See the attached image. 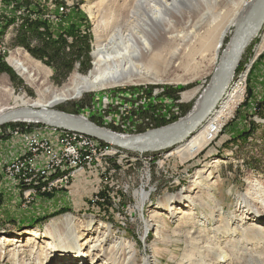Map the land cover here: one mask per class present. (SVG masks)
I'll return each instance as SVG.
<instances>
[{"label":"rangeland","instance_id":"1","mask_svg":"<svg viewBox=\"0 0 264 264\" xmlns=\"http://www.w3.org/2000/svg\"><path fill=\"white\" fill-rule=\"evenodd\" d=\"M132 4L133 0H0V63H5L7 68L0 72V80L10 84L15 95L39 96L36 85H31L9 62L8 58L16 51L28 54L43 66L45 71L41 76L46 73L48 82L57 88L67 85L76 72L87 74L93 67L94 52L99 45L95 24L100 23L102 30L108 27L110 36L119 32L126 34L124 31L128 28L133 33H142L141 17L128 16V7ZM210 7H213L211 15L215 20L210 28L225 21L232 8L231 4L226 9L212 4ZM205 9L206 5H201L200 11L193 13L192 21L198 20ZM172 22L183 28L182 18H172ZM207 27L208 19L202 31ZM233 33L234 28L231 27L224 48ZM263 39L264 27L246 48L235 70L232 83L241 81L242 96L231 115L218 128L216 136L189 157L191 160L182 163L179 155L166 156L171 147L139 153L126 150L130 153L125 156L127 158L116 154L109 159L92 160L85 170L69 177L67 186L33 190L28 194L31 187L17 182L15 185L23 187L17 191L13 189L9 196L4 195V188L10 185V181L1 176L0 235L15 237L13 234L16 233L20 238L18 249L22 253L15 255L16 248L12 244L8 245L10 250L0 248V264H58L51 262L54 257L48 246L49 243L62 244L61 237L71 241L70 232H66L68 225H56L68 214L77 219L79 234L84 233L78 238L81 244L89 234L95 239L101 237V233H91L98 229L99 224L107 223L114 230L111 241L102 243L107 252L99 258L98 264H144L143 258L148 254L156 257V264H173L171 259L178 264H189L203 257L208 261L212 255L216 256L211 260L215 263L219 256L221 259L225 254L227 256L221 259L222 263L215 264H264V247L260 248L252 239L257 237L253 232L258 225L249 218L245 219L243 211L232 213L246 203L243 193L255 194L251 186L256 181L264 190V49L259 52ZM197 45L199 47V43L194 41L185 43L178 49L175 61L170 62L171 57L163 58L158 54L154 61L146 62L154 74L153 78L158 80L142 76L128 84L105 85L83 92L77 98H69L49 107V110L82 115L90 123L120 133L141 134L151 129L166 128L191 112L200 94L211 84L220 64L218 59L202 57ZM52 48L58 50L59 58L53 56ZM36 49L47 51L45 60L34 56L33 50ZM5 93L0 90V104L8 97ZM46 124L15 120L0 125V168L8 167L11 160L24 150L23 133L35 130L44 136L48 134L47 137H57L52 130L58 127H46ZM250 130L248 137L241 136ZM137 156L140 158L134 159ZM219 157L226 163L212 170L214 199L208 200V204L197 205L195 218L191 219L194 224L179 228V219L166 217L169 214L162 207L166 215L154 220V228L157 225L158 229L161 227V236H155V229L143 236L144 217H149L159 199L166 193H196V189H185L190 184L187 181L196 177L199 171L208 169L207 163H213ZM12 187L10 185L9 189ZM142 189L150 192L151 198L140 212L136 208L137 190ZM60 197L67 206L58 201ZM214 205L224 209L227 215H219L214 211ZM211 211L219 220L205 218ZM88 222L97 224L92 231H82ZM47 224L60 231L51 236L45 231ZM249 227L250 232L245 230ZM131 244L135 251L129 259ZM259 250L262 254L258 253ZM188 255L192 259L186 261ZM249 255H256L253 257H259L261 263L250 262ZM82 258L85 260V256L80 260ZM87 264L97 263L90 261Z\"/></svg>","mask_w":264,"mask_h":264},{"label":"bare ground","instance_id":"2","mask_svg":"<svg viewBox=\"0 0 264 264\" xmlns=\"http://www.w3.org/2000/svg\"><path fill=\"white\" fill-rule=\"evenodd\" d=\"M258 2L259 0H133V4L128 7V16L129 18H132L135 15L141 17L144 25L142 33H133L130 31V28H128L126 31H124L126 34L119 32L117 35L110 36V34L108 33V27L103 26L104 29L102 30L100 23L95 24L94 31L99 45L97 50L94 52L95 60L93 62L92 69L87 74H82L79 72L74 73L71 76L69 83L61 88L52 86L48 82L46 73L44 76H41V73L45 71V68L43 66L32 60L28 54L16 51L15 54L11 55L8 58L9 62L12 64V66H14L16 72L23 76L29 83H31V85H36L37 90L39 91V96L37 98H31L26 97L25 94L15 95L13 91L14 88L10 84L5 83L1 78L2 80H0V90L5 91V94L8 95V97L3 103L0 104V118L6 114L18 110L54 111L49 110V107H53L58 103H62L69 98H77L83 92L95 90L105 85L128 84L138 78H142V76L150 77L149 79L152 81L158 80L157 78H153L154 74L151 72V68L146 62L154 61L155 56H157L158 54H161L163 58L171 57L170 62L175 61V58L179 54L178 49L183 48L185 43L193 41L199 43V47L198 45L196 47H198L200 55L202 57L208 56L210 59L220 60V64L215 74L216 76L223 64L229 58L230 53L236 47L243 31L245 30L248 22L251 19L253 11L255 10ZM203 4L206 5V9L201 12L198 20L192 21L193 13L197 11L199 12L200 7ZM210 4L214 6L219 5L221 6V8L225 7V9L230 4L232 6L226 20L220 23V25L216 26L215 28H210V26L213 25L215 21L214 16L211 15L213 7H210ZM94 7L95 6H93V8ZM206 12L208 13V15ZM210 17L212 18V20H210ZM172 18H182L183 28L180 29L177 26V23L174 24L172 22ZM207 19L208 27L203 32L202 30L206 27ZM130 27H132V25ZM231 27L234 28V33L227 46L224 48L223 46L226 42L227 33ZM263 27L264 19L263 22L258 25L248 36L241 51L240 58L230 70L222 96L219 98L211 114L209 116L207 115V117L203 119L201 124L192 132L187 133L182 141L171 147V150H167L166 156L179 155L180 162L184 163L191 160L189 159V157H192L193 154L198 153L203 147L207 145L210 140L213 139V137L216 136L218 128L221 127V124H223L224 120L231 115L234 107L236 106V103L240 99V96H242V89L240 88L241 81L239 80V82L237 83H232V81H234L235 70L246 48L250 45L254 37H257L259 35ZM263 49L264 39L260 44L259 52L263 51ZM213 85L214 81L212 80L211 84L202 92V94H200L189 114L181 118L179 121L168 125L166 128L151 129L148 132L141 134H129L120 132L115 133L121 139L133 141L134 144H132L131 146L124 147L119 144H115L111 140H106L105 138L100 139L92 137L85 133L83 134L90 136L92 137V139L102 143L103 148L108 147L112 149V152L122 151L124 156H128L130 154L129 151L127 152L126 150H134L136 153L148 150L158 151L160 149H156L154 146L148 144L147 142H139V140L153 136L158 132L167 134L175 132L198 118L208 107L212 95ZM57 113H59V111H57ZM63 113L68 115V112L63 111ZM68 116L67 117L69 119H72L73 121L79 122L81 124L91 125L90 121L85 116H78L77 114L70 113ZM38 119L39 118L30 117L28 115H19L14 117L11 121L22 120L35 122ZM47 126L54 127L51 123L46 124V127ZM56 127H58L56 128L57 131H59L60 129L63 131H74L68 128H60L59 126ZM28 136V132L23 133L25 147L27 146ZM50 138H52L53 140H51L53 141V143L58 146H62L61 142L66 140L62 139L61 137L57 138L56 136ZM28 143L30 144V139L28 140ZM27 149H22L23 151L16 156L17 158L20 156L24 159L14 158V160H11V162L8 164V167L4 169L0 168V177H6L10 181V184H16L17 182H20L21 184H24V186L26 185L27 187H31L28 194L33 190H54L52 187H61L60 182L55 183L59 178L58 175H55L54 180L53 178L46 179V176L37 171L38 168L41 167V163L46 164V159H36V161L29 159L28 155L25 156V152ZM125 153H127V155H125ZM139 158L137 156L134 159ZM212 162L213 163H207L208 169L199 171V174L196 177L187 181L190 184H188L187 188L185 189L189 191L190 189H196V193L193 192L195 193L194 195H192L193 193L186 195L181 191L176 194L166 193L159 199L153 209V212L149 214V217H144L145 232L143 236H145V234H147L152 229L156 230V233H154L155 236H161V227L158 229L159 225H157L158 227L154 228L156 226L154 220L156 221L157 217L159 216L166 215L164 214L165 212L164 210H162V207L167 209L169 216L166 217H171L174 220L179 219V222L177 223V226L179 228L184 229L186 226L194 224V221L191 219L195 218L197 205L203 203L208 204V200L214 199L212 191L215 188V181L213 182L211 180L214 176L212 170L217 168L219 164L226 163V160H224V158L222 157H219L215 158ZM22 163L24 164L22 165ZM206 171L208 173H204ZM257 182L258 181H256V183L251 186L253 189H255V194L251 195L253 197H251L249 193H243V197L245 198L246 203L241 205L239 208L234 209L232 213L243 211V216L245 219L249 218L253 223H256V225H258L257 229L253 228V233L257 235V237L252 239H254L257 245L261 248L264 247V227H262L264 226V190L262 185ZM137 192L138 203L136 205V208H138L141 212L144 210L147 200L151 198V193L145 191V189L137 190ZM186 200L187 202H184ZM172 204L178 206L175 207ZM213 207H215L214 211H217L219 215L221 214L223 217H225L224 215L226 214V211L224 209L216 207V205H214ZM190 209L192 210L190 211ZM179 213H182L183 215L178 216ZM249 215L252 216L247 217ZM205 218H209L210 220L216 218L217 220H219V218L216 217V213H213L212 211L211 214L206 215ZM60 220V222H56V225L59 227L60 225H68V227L66 228V232H70L71 241L61 237L60 239L61 242H63L62 244L49 243L48 247L52 250V256L54 257L53 261L51 262L60 264L61 261H64L62 264H76L82 256H85V260L84 258H82V261L80 260L79 264H87L90 261L91 263L98 264L99 258L102 257L105 252H107V249L104 247V245H102V243H108V241H111V239L114 237V230L112 229V227H110V225H108L107 223L99 224L98 229L93 230V227L95 226L94 224L96 222L94 224L93 222H88L85 226L82 227V231L85 230L87 232L93 230V232L91 233H101L102 238L99 236L97 239H95L94 237L92 238V235L90 236L89 234V236L87 235L86 238H84V242L81 244L79 243L78 238L81 237L84 233L82 235L79 234L77 219L74 218L73 215L68 214L66 217ZM100 223L103 222L101 221ZM204 223L206 224L207 222L204 221ZM73 229L75 230L73 231ZM245 230L250 232L251 228L249 227V229L246 228ZM45 231L51 236H54V234H56L55 231L59 232L60 230L58 231V228L54 229L52 228V225L50 226V224H47L45 227ZM13 235H15V237H6L5 235H0V248L10 250L8 249V245L12 244L13 248H16L13 253L15 255H18L22 253L21 249H18L19 244H17L20 238H18L16 233H14ZM45 236L48 235L45 234ZM36 237L38 236L36 235ZM32 241L35 242L36 240ZM152 244L153 243H151L149 247H151ZM130 249H132L130 251L132 255L130 254L131 256H129V259L133 257V252L135 251V248L132 244L129 245V250ZM99 250L102 251L99 252ZM258 253L262 254V251L259 250ZM256 255H249V261L252 263H261V259H258L259 257H253ZM225 256L227 255L225 254L221 259L224 260L226 258ZM76 257H78L77 260ZM215 257L216 256L212 255L211 258H208V261L205 257H203L202 259L196 262H191L189 264L222 263V260L219 259L220 256L215 263H212L211 260ZM186 258V261L192 259V257L189 255ZM155 261L156 257L154 255L152 256L148 254L143 258L144 264H156ZM170 261L173 262V264H178L175 263L174 259H171Z\"/></svg>","mask_w":264,"mask_h":264},{"label":"water","instance_id":"3","mask_svg":"<svg viewBox=\"0 0 264 264\" xmlns=\"http://www.w3.org/2000/svg\"><path fill=\"white\" fill-rule=\"evenodd\" d=\"M264 19V0H259L255 10L253 11V14L251 16L250 21L248 22L245 30L243 31L236 47L233 49V51L230 53L229 58L227 61L223 64L221 69L218 71L217 75L213 77L214 85L212 89V95L210 102L208 104L207 109L195 120L188 123L185 127H183L180 130H177L172 133H162L158 132L157 134L143 138L140 141L147 142L148 144H151L156 149H165L170 148L182 141L184 136L192 132L195 128H197L203 119L209 116L212 112V110L215 108L219 98L222 96L223 90L226 86V82L228 79V75L230 73V70L232 66L238 61L241 55V51L243 49L244 43L246 42L248 36L251 34V32L263 22ZM61 113V114H59ZM57 113V111H48V110H18L15 112H11L9 114H6L0 118V125L11 121L16 116H23L28 115L30 117L39 118L35 122L42 121L44 123L48 122L51 123L54 126H59L60 128H68L77 132H82L85 134H88L92 137L96 138H102L106 140H111L115 144H119L121 146L127 147L131 146L133 141H127L124 139L119 138L112 130L107 128L99 127L95 124L86 125L81 124L79 122L73 121L72 119H69L68 115L64 114L63 112ZM68 116V117H67ZM160 129V128H158Z\"/></svg>","mask_w":264,"mask_h":264},{"label":"built area","instance_id":"4","mask_svg":"<svg viewBox=\"0 0 264 264\" xmlns=\"http://www.w3.org/2000/svg\"><path fill=\"white\" fill-rule=\"evenodd\" d=\"M127 125L130 126L129 121ZM52 131L57 133V138L66 139L61 142L62 146L54 144L50 137L44 136L38 131H31L27 137V146H24L26 149L28 148L25 156L28 155V158L34 161L46 159V164L41 163V167L37 171L46 176V179H54L55 175H58L59 178L55 183L60 182L61 187L67 186L69 177H73L76 172L85 170L89 166L86 164L94 159H109L115 157L116 154L124 156L122 151L112 152V149L108 147L103 148L102 143L81 132L61 129ZM29 139L30 144L28 143ZM17 159L24 158L19 156Z\"/></svg>","mask_w":264,"mask_h":264},{"label":"trees","instance_id":"5","mask_svg":"<svg viewBox=\"0 0 264 264\" xmlns=\"http://www.w3.org/2000/svg\"><path fill=\"white\" fill-rule=\"evenodd\" d=\"M53 44V43H52ZM55 44V43H54ZM53 44V45H54ZM55 48H57V47H55ZM52 50H54V55L53 56H55L56 58H59V55L60 54H58L59 52H58V50H55L54 48H52ZM45 52H47V51H45V49H36V50H33V54L35 55V56H37V57H39V58H41V59H43V60H45V56H47V54L48 53H45ZM46 54V55H45ZM7 68H6V66H5V63H3V62H1L0 63V72H3L4 70H6ZM172 121H175L174 119L172 120ZM249 133H251V130L250 131H247V132H245V133H242L241 134V136H243V138H246V137H248V134ZM49 197H50V195H48ZM46 218H48V217H46Z\"/></svg>","mask_w":264,"mask_h":264},{"label":"crops","instance_id":"6","mask_svg":"<svg viewBox=\"0 0 264 264\" xmlns=\"http://www.w3.org/2000/svg\"><path fill=\"white\" fill-rule=\"evenodd\" d=\"M42 60V59H41ZM43 61V60H42ZM10 185H13V186H15V187H12V188H10V189H8L9 188V186ZM9 186L8 185H5V190L6 191H4V195H7V196H9V193L10 192H12V190L14 189V190H16V189H19V188H21V187H19V186H17V185H15L14 183L13 184H10ZM7 186V187H6ZM17 191V190H16ZM43 198V197H42ZM62 197H60V199L58 200L59 202H62V205L63 206H67V205H64V203L66 202V201H62V199H61ZM40 201H44V199H41ZM64 202V203H63ZM43 205H45V204H43Z\"/></svg>","mask_w":264,"mask_h":264}]
</instances>
